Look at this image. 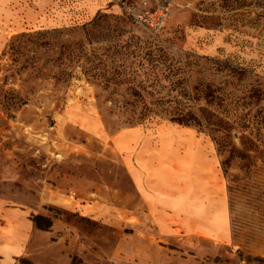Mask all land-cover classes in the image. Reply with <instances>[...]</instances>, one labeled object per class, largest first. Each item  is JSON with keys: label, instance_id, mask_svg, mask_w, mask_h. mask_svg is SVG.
Returning <instances> with one entry per match:
<instances>
[{"label": "rangeland", "instance_id": "obj_1", "mask_svg": "<svg viewBox=\"0 0 264 264\" xmlns=\"http://www.w3.org/2000/svg\"><path fill=\"white\" fill-rule=\"evenodd\" d=\"M140 1L0 0V264H264V0Z\"/></svg>", "mask_w": 264, "mask_h": 264}, {"label": "built area", "instance_id": "obj_2", "mask_svg": "<svg viewBox=\"0 0 264 264\" xmlns=\"http://www.w3.org/2000/svg\"><path fill=\"white\" fill-rule=\"evenodd\" d=\"M125 15L136 25L157 33L169 21L171 5L167 0L140 1L122 4Z\"/></svg>", "mask_w": 264, "mask_h": 264}, {"label": "trees", "instance_id": "obj_3", "mask_svg": "<svg viewBox=\"0 0 264 264\" xmlns=\"http://www.w3.org/2000/svg\"><path fill=\"white\" fill-rule=\"evenodd\" d=\"M177 120H179V121H180V119H177Z\"/></svg>", "mask_w": 264, "mask_h": 264}, {"label": "crops", "instance_id": "obj_4", "mask_svg": "<svg viewBox=\"0 0 264 264\" xmlns=\"http://www.w3.org/2000/svg\"><path fill=\"white\" fill-rule=\"evenodd\" d=\"M15 223V222H14Z\"/></svg>", "mask_w": 264, "mask_h": 264}]
</instances>
